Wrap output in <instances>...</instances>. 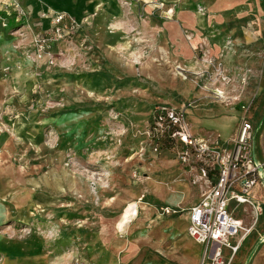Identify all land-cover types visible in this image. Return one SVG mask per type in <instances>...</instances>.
Here are the masks:
<instances>
[{
  "label": "rangeland",
  "instance_id": "1",
  "mask_svg": "<svg viewBox=\"0 0 264 264\" xmlns=\"http://www.w3.org/2000/svg\"><path fill=\"white\" fill-rule=\"evenodd\" d=\"M17 2L0 3V264H105L136 202L198 203L203 166L178 142L195 109L236 110L256 142L264 0ZM57 14L65 36L40 53Z\"/></svg>",
  "mask_w": 264,
  "mask_h": 264
},
{
  "label": "built area",
  "instance_id": "2",
  "mask_svg": "<svg viewBox=\"0 0 264 264\" xmlns=\"http://www.w3.org/2000/svg\"><path fill=\"white\" fill-rule=\"evenodd\" d=\"M0 3L14 7L19 16L25 14L17 0H0ZM65 22L63 14L53 17L52 36H44L36 42L40 53L49 48L51 42L64 38L68 29ZM242 108L246 113V106ZM170 119L169 127L181 128L180 119L174 115ZM178 133L180 161L191 165L197 162L203 166L202 177L209 183L200 201L190 210L188 235L199 244L218 246L215 254L204 264H230L231 261L223 259L222 249L236 253L239 246L233 244L232 239L238 237L242 240L252 230L234 216L231 205H236L234 209L241 205L250 206L256 220L261 213V205L250 196L257 185L264 191V160L257 158L255 127L246 116L241 117L237 135L226 142L219 136H196L188 127ZM211 177L214 182H211Z\"/></svg>",
  "mask_w": 264,
  "mask_h": 264
},
{
  "label": "crops",
  "instance_id": "3",
  "mask_svg": "<svg viewBox=\"0 0 264 264\" xmlns=\"http://www.w3.org/2000/svg\"><path fill=\"white\" fill-rule=\"evenodd\" d=\"M7 42V39L1 35L0 49H6ZM260 90L264 94V68L260 77ZM191 120L194 134L199 136L213 134L225 142L235 137L240 125L238 112L230 109H195ZM258 142L262 157L257 154V158L262 161L264 160V125L256 139V149L260 151ZM192 166L201 165L196 162ZM201 180H197L196 184H201L203 188L204 184L200 182ZM210 180L214 182V178L211 177ZM198 186L192 192L201 191ZM208 187L207 182V186L199 191L201 197ZM262 192H264L263 188L257 185L250 193L252 199L261 205L258 219L256 220L254 214L250 216L251 222L245 223L244 219L237 217L246 228H252L242 240L238 237L232 239L233 244H238V251L233 253L230 249H222L223 259L231 261L230 264H264V193ZM194 205V203L188 204L187 211L167 208L161 212L155 206L136 202L127 222L121 220L118 224V228L125 232L126 237L112 239L105 245L109 255V260L105 264H204L215 254L218 246L213 243L199 244L188 235L189 214ZM235 207V204L231 205L234 211L239 209L254 213L248 205H241L237 209H234Z\"/></svg>",
  "mask_w": 264,
  "mask_h": 264
},
{
  "label": "bare ground",
  "instance_id": "4",
  "mask_svg": "<svg viewBox=\"0 0 264 264\" xmlns=\"http://www.w3.org/2000/svg\"><path fill=\"white\" fill-rule=\"evenodd\" d=\"M216 95V94H215Z\"/></svg>",
  "mask_w": 264,
  "mask_h": 264
}]
</instances>
